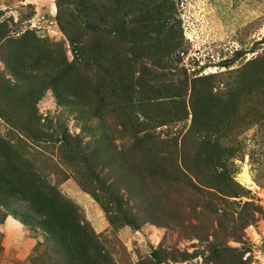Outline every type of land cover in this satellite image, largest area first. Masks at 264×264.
Here are the masks:
<instances>
[{"label": "rangeland", "instance_id": "obj_1", "mask_svg": "<svg viewBox=\"0 0 264 264\" xmlns=\"http://www.w3.org/2000/svg\"><path fill=\"white\" fill-rule=\"evenodd\" d=\"M1 188L0 264H264V0H0Z\"/></svg>", "mask_w": 264, "mask_h": 264}, {"label": "trees", "instance_id": "obj_2", "mask_svg": "<svg viewBox=\"0 0 264 264\" xmlns=\"http://www.w3.org/2000/svg\"><path fill=\"white\" fill-rule=\"evenodd\" d=\"M72 42L75 43V41ZM11 194L13 196H16L14 189H9V188L0 189V212L2 214L4 210H8L9 208L12 207ZM27 219L29 222H37L38 224H40L42 227L46 228L49 231L52 237L58 242L57 252L61 255V258H63L65 262H68L69 264H77L78 256L75 254V252L72 249V244H71L72 241L64 233L63 228L59 227L57 221H55L52 218L51 219L47 218L46 215L33 216L31 213L26 214L25 219H22L21 221L23 223H26Z\"/></svg>", "mask_w": 264, "mask_h": 264}, {"label": "bare ground", "instance_id": "obj_3", "mask_svg": "<svg viewBox=\"0 0 264 264\" xmlns=\"http://www.w3.org/2000/svg\"><path fill=\"white\" fill-rule=\"evenodd\" d=\"M245 177H246V179L249 178V177H247V175Z\"/></svg>", "mask_w": 264, "mask_h": 264}, {"label": "crops", "instance_id": "obj_4", "mask_svg": "<svg viewBox=\"0 0 264 264\" xmlns=\"http://www.w3.org/2000/svg\"><path fill=\"white\" fill-rule=\"evenodd\" d=\"M9 220V219H8Z\"/></svg>", "mask_w": 264, "mask_h": 264}]
</instances>
